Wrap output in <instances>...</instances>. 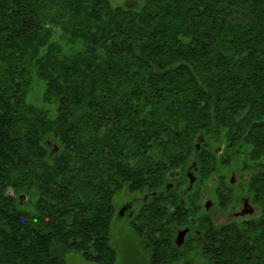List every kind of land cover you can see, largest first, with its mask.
<instances>
[{
    "label": "trees",
    "instance_id": "trees-1",
    "mask_svg": "<svg viewBox=\"0 0 264 264\" xmlns=\"http://www.w3.org/2000/svg\"><path fill=\"white\" fill-rule=\"evenodd\" d=\"M236 163L259 218L214 227L202 264H264V0H0V264H114L123 189L150 193L128 225L157 264H199L173 226Z\"/></svg>",
    "mask_w": 264,
    "mask_h": 264
},
{
    "label": "flooded vegetation",
    "instance_id": "flooded-vegetation-1",
    "mask_svg": "<svg viewBox=\"0 0 264 264\" xmlns=\"http://www.w3.org/2000/svg\"><path fill=\"white\" fill-rule=\"evenodd\" d=\"M222 151V146L216 147L214 149V152L217 155H220ZM236 164H233L231 167H227L225 169V178L219 180L211 179L213 185L215 186L213 192L217 195H215L216 199H213L216 203L214 207H217L216 209L219 210L216 213H221L226 217V219L222 218V223L218 224V221L221 220V217H219L218 214H216L215 216L214 212L212 210L210 211V208H213L212 205H214V203L211 200H206L205 203H203L205 195H202L199 200L198 206L196 207V212L193 216L190 217L189 221L184 220V223L173 226L172 242L174 246L178 249H183L188 243V246L185 247V251L191 248L189 253L187 254L189 257L191 256L190 254H192L191 252L193 250L194 256H198L197 249L199 248V246H202L204 244V240L206 239V237L212 240L214 227L224 229V238H228L229 236H232V233H235L237 231V228L239 226H246L251 229L250 226L258 220L260 214V205L257 202L258 200L255 194L250 191V187L248 184L249 174H246L244 171H240L239 166ZM191 171L194 173V168L191 169ZM173 176V174H169V177H171V179L177 177V175L174 177ZM185 178L188 184L187 187H189L190 184L186 172ZM195 181L192 184V188ZM166 185L167 188L165 187V190L167 191L173 186V182L169 181ZM203 192L205 193V191ZM149 196L150 193H145L141 199L133 198L131 202L124 204V210L121 214L119 213V216H123L126 213L125 216L130 219L132 216H134V214H136L138 209L142 206V203L149 199ZM219 197H221L222 200ZM135 202L139 203L137 210H134L133 207V204ZM207 202H210L208 208L205 207ZM175 219L183 220V218H181V216H179L178 214L175 216ZM182 229H188V231L184 237L183 243L180 246H177L175 242L176 234L179 230ZM140 245L143 248V245ZM154 248L155 247L150 244H148V247L146 249L143 248L150 264H157L160 261V255H165L164 249L160 247L158 248V254L155 257Z\"/></svg>",
    "mask_w": 264,
    "mask_h": 264
},
{
    "label": "rangeland",
    "instance_id": "rangeland-1",
    "mask_svg": "<svg viewBox=\"0 0 264 264\" xmlns=\"http://www.w3.org/2000/svg\"><path fill=\"white\" fill-rule=\"evenodd\" d=\"M110 1L112 5L114 6H122V7L134 6L135 7V6H138V4L142 0H110ZM39 94H40V87L37 86V88L33 91V93L28 96V102L35 105L36 107L41 108L44 106H42L40 102L41 99H40ZM191 167H193L195 171L196 163L194 161L190 162V168L189 170L186 171V174L189 172H192ZM175 174L177 175V172H175ZM225 176H226V172L224 171L223 178H225ZM195 180H196V176H195ZM187 186L188 184L185 185V187ZM193 188L196 189L197 188L196 185L193 186ZM190 189L189 187L186 188V190H190ZM214 189H215V186L210 180L209 182H207L205 188H202L200 190V194H201V197L202 195H205L203 203H205L206 200H211L214 203V205H212L213 208H210V211L212 210L215 216L216 214H218V216L221 217V220L218 221V224H220L223 222L222 218L226 219V217L221 213H216L219 210L216 209L217 207L216 208L214 207L216 205V203L213 200V199H216L215 198L216 194L213 192ZM203 191H205V193ZM144 194L145 193L129 194L123 189L120 192H118L113 199L114 213H113L111 224L109 227L108 236H109V244L114 249L115 255H116V260L114 264H150L148 261V257L145 253V250L141 247L135 235L132 233V231L129 228V225H128L129 218L125 216L126 213L123 216H119V212L124 207V204L131 202L133 198L141 199ZM21 203H22V206L26 205L25 198L21 199ZM138 204H139L138 202H135L133 204L134 210L138 209ZM24 208L27 209L29 212H33L34 211L33 200L30 199ZM191 253H192L190 254L191 257H194L197 263L202 264L203 260L199 258L198 256L197 257L194 256L193 254L194 250ZM62 257L64 259L65 264H97L93 261H86L85 259H83L81 253L75 250L65 251L62 254Z\"/></svg>",
    "mask_w": 264,
    "mask_h": 264
},
{
    "label": "water",
    "instance_id": "water-1",
    "mask_svg": "<svg viewBox=\"0 0 264 264\" xmlns=\"http://www.w3.org/2000/svg\"><path fill=\"white\" fill-rule=\"evenodd\" d=\"M203 140L204 139L202 136H200L198 138L197 143L195 144V152H198L200 150V147H201ZM48 146H50V145L48 144ZM55 151H57V148H56V146H53L51 153H54ZM187 177L189 180V184H190L189 189H190L192 187L193 182L195 181L194 173L193 172L187 173ZM22 198H24V196L19 197V199H22ZM209 205H210V202H207L205 207L208 208ZM123 210H124V208H122L119 213L121 214L123 212ZM187 231H188V229H182V230H179L177 232L176 238H175V242H176L177 246H180L183 243L184 237H185Z\"/></svg>",
    "mask_w": 264,
    "mask_h": 264
}]
</instances>
